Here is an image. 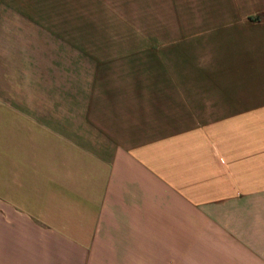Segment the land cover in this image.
I'll list each match as a JSON object with an SVG mask.
<instances>
[{
  "label": "crops",
  "instance_id": "0c3cea01",
  "mask_svg": "<svg viewBox=\"0 0 264 264\" xmlns=\"http://www.w3.org/2000/svg\"><path fill=\"white\" fill-rule=\"evenodd\" d=\"M263 13L0 0V264H264Z\"/></svg>",
  "mask_w": 264,
  "mask_h": 264
},
{
  "label": "rangeland",
  "instance_id": "374dc122",
  "mask_svg": "<svg viewBox=\"0 0 264 264\" xmlns=\"http://www.w3.org/2000/svg\"><path fill=\"white\" fill-rule=\"evenodd\" d=\"M167 13L168 16V28H169V35L171 34V28L173 27V25L171 24V22L173 21V19L177 18V14L178 11L177 9H165L164 10ZM183 11V15L185 18H188L191 16V12L192 10L190 9H184V10H180ZM146 12V15L150 12V17L151 19L144 18L143 19V13ZM120 13L121 16H131L133 13H135V17L136 21H141L140 23L137 22V24H124L121 23L117 26H113V32H118L120 34H136V41H135V45L137 48V57L141 56L139 53L142 50L140 49V46H142L143 44V35L144 33L147 34H155V33H159L160 31V26H159V17L162 15L163 16V10L159 9V8H152L151 10H144V9H120ZM129 14V15H128ZM262 16H264V13L261 14ZM138 16H140L141 18L139 19ZM259 17V16H258ZM226 32L225 31H219L217 33V35L223 36L225 35ZM214 35V34H213ZM219 37V36H217ZM187 41V40H186ZM186 43V42H185ZM187 46H185L186 48ZM221 48H224V44L221 45ZM190 52V51H189ZM191 60V59H190ZM190 63V62H189Z\"/></svg>",
  "mask_w": 264,
  "mask_h": 264
}]
</instances>
